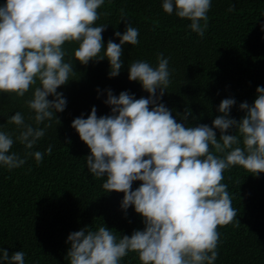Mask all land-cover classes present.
Returning <instances> with one entry per match:
<instances>
[{
	"label": "clouds",
	"instance_id": "obj_1",
	"mask_svg": "<svg viewBox=\"0 0 264 264\" xmlns=\"http://www.w3.org/2000/svg\"><path fill=\"white\" fill-rule=\"evenodd\" d=\"M105 0H5L0 5V93L24 97L34 113L30 119L39 125L62 112L66 99L57 89L65 85L73 70V60L87 65L89 61L107 59L108 76L119 75L123 45H137L139 30L127 22L121 9L125 31L105 45L102 33L106 24L96 25L98 9ZM211 0H162V9L187 19V27L203 37L208 27ZM229 7L228 11H233ZM108 15V13H104ZM203 22V23H201ZM66 43L77 47L69 56ZM155 66L136 60L128 65V79L138 81L147 98L135 99L122 91H107L105 104L111 114L97 116L93 106L87 116L74 118L71 127L90 150L86 157L88 171L104 178L105 192L123 193L121 208L134 207L143 218V230L117 236L101 225L88 226L67 236L69 264H121L130 252L140 264H214L218 257V227L237 219L224 172L241 166L248 173H264V87L256 88L257 96L249 105H239L245 115L237 121L229 117L235 100L223 99L212 126L195 127L178 123L163 103H158L170 85L169 59L158 53ZM53 99L49 100L48 97ZM186 108L182 119L187 120ZM179 115V114H178ZM57 119L58 123L59 120ZM8 123L21 129L15 140L32 149L45 135V128L25 123L16 112ZM220 131L217 139L216 132ZM234 129V134H227ZM14 144L11 133L0 131V165L9 170L21 167L29 156L39 164L44 152L26 151L23 158L10 152ZM134 181L140 185L132 189ZM0 261L25 264V253L9 256L0 248Z\"/></svg>",
	"mask_w": 264,
	"mask_h": 264
},
{
	"label": "trees",
	"instance_id": "obj_2",
	"mask_svg": "<svg viewBox=\"0 0 264 264\" xmlns=\"http://www.w3.org/2000/svg\"><path fill=\"white\" fill-rule=\"evenodd\" d=\"M4 3L0 0V5ZM229 7L234 10L228 11ZM121 9L127 22L139 30V43L122 46V67L115 77L108 76L107 59L87 65L73 60L75 73L57 89L66 99L64 110L55 113L59 123L55 116L39 125L30 119L34 113L25 101L32 97L31 89L24 97L0 93V131L13 135L10 152L23 158L26 151L44 152L52 146L51 154H45L39 164L29 156L23 166L12 170L0 165V248L9 256L23 251L25 264H69L67 236L85 226L96 230L104 224L118 237L143 230V218L134 207L121 208L123 193L105 192L104 178L88 171L90 150L71 127L74 118L82 114L87 118L93 106L98 117L111 114V106L104 103L108 89L117 96L127 91L135 99L148 97L138 81L128 79L130 63L143 60L155 66L158 53L169 59L171 82L158 103L170 109L178 123L192 127H211L212 120L222 115L218 106L226 98L235 100L229 117L239 121L245 115L239 105H251L256 88L264 87V0H211L203 37L192 32L187 27L190 21L177 17L175 11L165 13L162 0H105L96 22L97 26L107 25L102 33L105 45L109 39L119 43L114 33L125 31ZM64 47L69 53L67 60L77 44ZM186 108L190 114L185 121ZM16 112L33 127L51 124L32 149L15 140L21 129L8 119ZM213 130L219 139L220 131ZM227 134H234V129ZM140 183L134 181L132 189ZM222 183L228 186L237 219L218 227L214 264H264V173L253 175L233 166L224 172ZM121 264L140 261L130 252Z\"/></svg>",
	"mask_w": 264,
	"mask_h": 264
}]
</instances>
